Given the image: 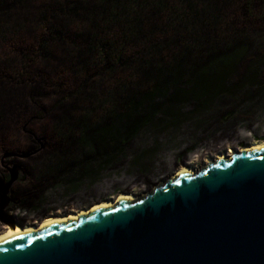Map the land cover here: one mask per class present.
<instances>
[{
  "label": "trees",
  "instance_id": "obj_1",
  "mask_svg": "<svg viewBox=\"0 0 264 264\" xmlns=\"http://www.w3.org/2000/svg\"><path fill=\"white\" fill-rule=\"evenodd\" d=\"M23 1L0 0V40L26 28L12 27L22 15L12 7ZM41 4V8L34 4L37 12L31 20L43 31L35 48L18 49L10 82L21 83L34 56L52 60L55 43H63L68 45L67 54L73 52L66 68L79 86L62 100H91L73 105L54 126L56 156L49 166L57 172L76 166L78 148L86 161L102 160L107 165L159 114L167 118L193 103L210 106L238 96L243 89L264 88V0H43ZM66 17L79 24L80 33L65 35L60 23ZM255 36L258 41L252 39ZM252 49V57H247ZM4 77L0 73V80ZM230 151L234 150L229 156ZM83 173L88 174L86 169ZM67 215L72 214L62 216ZM27 226L33 225L23 227ZM3 228L0 234L8 230L7 225Z\"/></svg>",
  "mask_w": 264,
  "mask_h": 264
},
{
  "label": "rangeland",
  "instance_id": "obj_2",
  "mask_svg": "<svg viewBox=\"0 0 264 264\" xmlns=\"http://www.w3.org/2000/svg\"><path fill=\"white\" fill-rule=\"evenodd\" d=\"M42 1L26 0L22 6L15 2L20 5L12 8L22 15L12 27L18 29L23 24L26 28L21 26L25 29L16 30L9 40H0V73L5 76L0 80V175L6 172L7 163L21 166L19 181L10 193L15 203L7 211L17 212L24 225H36L46 217L73 215L100 201L114 202L122 193L137 198L153 191L181 167L196 172L209 157H229V150L264 142V88L249 87L210 106L193 103L177 108L171 117L159 114L107 165L102 160L86 161L88 157L76 147V166L68 170L63 166L57 172L49 166L56 156L54 126L73 105L91 100H62L79 86L66 68L73 52L67 54L68 45L63 43H55L52 60L34 56L21 83L9 80L18 49L34 46L43 31L31 20L37 12L34 4L41 8ZM60 24L66 36L81 32L79 24L67 17ZM7 150L28 156L3 158ZM85 169L88 174L83 173ZM4 225L0 221V233Z\"/></svg>",
  "mask_w": 264,
  "mask_h": 264
},
{
  "label": "water",
  "instance_id": "obj_3",
  "mask_svg": "<svg viewBox=\"0 0 264 264\" xmlns=\"http://www.w3.org/2000/svg\"><path fill=\"white\" fill-rule=\"evenodd\" d=\"M28 155L6 151L3 158ZM0 178V221L21 166ZM24 226V225H20ZM0 264H264V147L171 176L75 220L0 240Z\"/></svg>",
  "mask_w": 264,
  "mask_h": 264
},
{
  "label": "bare ground",
  "instance_id": "obj_4",
  "mask_svg": "<svg viewBox=\"0 0 264 264\" xmlns=\"http://www.w3.org/2000/svg\"><path fill=\"white\" fill-rule=\"evenodd\" d=\"M263 147H264V143H260V144L256 143V144H253L252 146H248V147H244V148L242 147L239 150H243V151H250V150H253V149H258L259 150V149H261ZM239 150H237V151H239ZM237 151H234L230 156L235 154ZM225 157H227V155H223L222 154V155L218 156L217 159H223ZM213 161H214L213 159H209L206 162V164L208 162H213ZM188 171H191V170H189L187 168H182V169H179L178 172L175 175H173V176L182 175V174H185ZM191 172H195V171H191ZM124 198L134 199L130 194H121L118 197V199L115 200L114 202H106V203H101L100 202V203H97V204L93 205L88 210L84 209V210H82V211H80V212H78L76 214H73V215H67V216H62V217H57V218L53 217V218L44 220L43 223L40 224L39 226L38 225H33V226L22 227V226H20L18 224L9 225L10 227L7 226V227H9L8 231L4 232L3 234H0V240L5 239V238L8 239V238H10V237H12L14 235L20 234V233H26V232L33 231V230H36V229L40 230V229H42V228H44V227H46V226H48V225H50L52 223H57V222L64 221V220H75V219L79 218L80 215L87 214L88 212H90L93 209H96V208H99V207L102 208V207L110 206V205L114 204L115 202L117 203L118 201H120L121 199H124Z\"/></svg>",
  "mask_w": 264,
  "mask_h": 264
},
{
  "label": "flooded vegetation",
  "instance_id": "obj_5",
  "mask_svg": "<svg viewBox=\"0 0 264 264\" xmlns=\"http://www.w3.org/2000/svg\"><path fill=\"white\" fill-rule=\"evenodd\" d=\"M9 167H13V164H12V163H7V164H5L6 172H4V173H2V174L0 175V178H3L5 181H9V180H10ZM8 172H9V173H8ZM20 172H21V171H20ZM20 172H19V176L17 177V180L14 182L12 188H13L14 185L19 181V178H20ZM12 188H10V193H11ZM10 197H11V196H10ZM11 199H12V197H11ZM13 203H15V201L12 199V202L9 203L8 206L6 207V211L9 209V206H10L11 204H13ZM7 214L12 215L16 223H17V222H19V223L21 222V224L24 225V220H22V219L18 218L17 216H15V215L9 213L8 211H7ZM9 227H10V226H9ZM9 227H8V229H9ZM7 231H8V230H7Z\"/></svg>",
  "mask_w": 264,
  "mask_h": 264
}]
</instances>
